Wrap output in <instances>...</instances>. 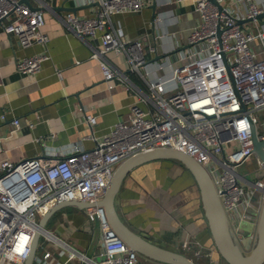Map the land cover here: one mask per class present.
I'll list each match as a JSON object with an SVG mask.
<instances>
[{
	"label": "built area",
	"instance_id": "built-area-1",
	"mask_svg": "<svg viewBox=\"0 0 264 264\" xmlns=\"http://www.w3.org/2000/svg\"><path fill=\"white\" fill-rule=\"evenodd\" d=\"M96 1V14L81 16L68 11L60 19L89 44L108 88L122 84L136 94L132 115L97 135L98 116L86 112L87 138L93 141L90 148L80 142L59 154L49 149L47 157L0 159V264H24L36 232L43 249L41 254L36 252L34 264H64L63 255L70 264H143L98 202L121 162L160 147L179 150L204 166L237 238H241L243 222L258 223L264 177L251 178L239 172V167L257 156L258 168L264 170L252 136L254 124L259 140L264 141V29L245 27L240 20L256 21L264 8L252 0H195L200 20L188 36L189 46L176 44L175 58L171 52L164 54L163 60H155L153 67L143 71L149 63L144 43L128 37L113 16L142 11L146 0ZM36 2L33 8L21 0H0V26L23 47L49 41L42 29L45 3ZM97 39L99 45L94 42ZM150 51L157 50L152 47ZM109 52L125 54L129 70L147 88L138 86L115 65ZM48 58L46 52L37 53L16 60L15 66L22 73H37ZM57 73L61 76L59 70ZM13 122L20 125L18 119ZM65 200L94 204L85 211L92 225H99L100 251L88 254L40 226L45 212ZM193 245L192 241L182 244L201 258L194 260L196 264H215L211 250Z\"/></svg>",
	"mask_w": 264,
	"mask_h": 264
},
{
	"label": "crops",
	"instance_id": "crops-1",
	"mask_svg": "<svg viewBox=\"0 0 264 264\" xmlns=\"http://www.w3.org/2000/svg\"><path fill=\"white\" fill-rule=\"evenodd\" d=\"M194 1L146 0L142 11L113 16L128 37L144 43L151 64L143 67V71L153 67L155 60H163L164 54H172L176 44L179 43L181 48L188 45V36L200 20ZM252 1L264 8V0ZM43 2L45 23L42 29L49 36L47 44L23 47L0 26V159L8 157L19 161L47 157L50 156L49 149L59 154L80 142L84 148H90L93 141L87 138L90 128L85 113L98 116L94 130L97 135H102L116 122L130 119L137 101L136 94L122 84L108 88L100 62L91 56L89 44L60 19L72 11L71 8H76L75 12L81 16L94 15L98 10L97 1ZM153 3L155 7H152ZM244 26L264 29V18L245 21ZM94 42L100 44L98 39ZM254 46L261 47L258 42ZM152 47L157 51L151 52ZM42 52L49 58L43 61L37 73H22L16 69V60ZM157 55L161 57L155 59ZM107 56L138 86L147 88L146 82L129 70L125 54L109 52ZM15 119L19 120V126L14 124ZM115 203L121 218L152 242L183 252L197 262L201 258L192 249L182 246L184 241H192L194 248L198 244L211 250L215 264H227L215 246L196 180L180 162L156 159L135 167L124 179ZM86 220L85 209L66 205L53 213L46 227L92 254L100 251V238L93 247L94 233L84 229ZM241 232V238L245 240L256 234L254 226ZM244 245L241 244L242 250L250 254L252 245L250 250ZM65 257L61 256L60 260L70 264ZM152 264L164 263L152 261Z\"/></svg>",
	"mask_w": 264,
	"mask_h": 264
},
{
	"label": "water",
	"instance_id": "water-1",
	"mask_svg": "<svg viewBox=\"0 0 264 264\" xmlns=\"http://www.w3.org/2000/svg\"><path fill=\"white\" fill-rule=\"evenodd\" d=\"M21 1L28 3L31 7L35 8L30 0ZM212 1L216 2V0ZM152 7H155V3L152 4ZM71 10L75 12L76 8H71ZM255 18L263 19L264 11L258 14ZM252 19L253 18L241 19L240 22L244 23L245 21ZM188 46L189 44L183 48ZM160 57V55H157L155 59H159ZM252 136L255 151L257 155L264 160V141L259 140L257 129L254 124L252 126ZM156 159L176 160L180 162L188 171H190L195 178L200 190L202 207L207 218L215 246L218 249L224 263L264 264V195L258 223L256 226L253 225L256 233L255 236H248L247 240H245V238L239 239L234 235L230 227L212 178L204 166L191 156L168 147H160L146 152H139L121 162L113 174L106 193L98 202L100 205L105 207L112 227L131 248L135 249L141 256L150 261H157L164 264H196V262L185 253L162 247L134 230L121 218L117 211L115 199L124 179L135 167ZM66 205H76L85 209L89 206H93L94 204L82 200H65L59 202L46 211L40 218V226L46 227L53 213ZM84 225L86 226L84 228L86 231L94 233L93 247H95L100 238L99 225L96 222L95 226H92L89 219L84 222ZM39 239L40 233L36 232L32 241L30 254L24 264H34V257L37 252ZM241 244H245L244 246L245 248H248L247 250H250L249 248L252 245L251 253L246 254V252L242 250ZM90 253H92V250Z\"/></svg>",
	"mask_w": 264,
	"mask_h": 264
},
{
	"label": "rangeland",
	"instance_id": "rangeland-1",
	"mask_svg": "<svg viewBox=\"0 0 264 264\" xmlns=\"http://www.w3.org/2000/svg\"><path fill=\"white\" fill-rule=\"evenodd\" d=\"M191 33V32H190ZM261 57V56H258ZM257 156H254L252 158L251 161L246 162L245 164L241 165L239 167V172H241L242 174L248 175L251 178H263L264 177V170L259 169L258 165H257ZM259 195V194H258ZM253 224L249 221H246L245 224L243 223L240 227V230L243 231V229H252ZM42 244L40 242L38 248H37V254H41L42 253ZM78 249L83 250V247L76 244L75 245ZM65 259H68V257H65ZM138 260L143 263V264H152V261L145 259L143 256H141L140 254H138ZM198 261V260H197Z\"/></svg>",
	"mask_w": 264,
	"mask_h": 264
}]
</instances>
